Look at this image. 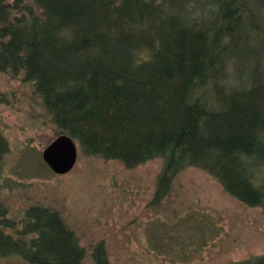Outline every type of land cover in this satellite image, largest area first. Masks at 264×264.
<instances>
[{
    "label": "trees",
    "instance_id": "16d2710c",
    "mask_svg": "<svg viewBox=\"0 0 264 264\" xmlns=\"http://www.w3.org/2000/svg\"><path fill=\"white\" fill-rule=\"evenodd\" d=\"M0 71L22 76L32 116L81 154L127 168L161 159L152 205L193 166L264 212V0H0ZM7 153L0 131V164ZM85 254L55 209L18 221L0 204V256ZM91 256L110 264L103 241Z\"/></svg>",
    "mask_w": 264,
    "mask_h": 264
},
{
    "label": "rangeland",
    "instance_id": "374dc122",
    "mask_svg": "<svg viewBox=\"0 0 264 264\" xmlns=\"http://www.w3.org/2000/svg\"><path fill=\"white\" fill-rule=\"evenodd\" d=\"M29 91L21 75L0 71V131L8 142L0 204L8 217L19 221L34 205L55 209L86 249L82 264H94L91 248L98 241L110 264H232L264 255L262 208L232 197L198 167L181 171L159 206L151 204L159 158L127 168L79 150L69 173L50 172L39 154L55 138L54 129L32 116L31 109L39 111L30 107ZM0 264L30 263L11 255L0 256Z\"/></svg>",
    "mask_w": 264,
    "mask_h": 264
},
{
    "label": "water",
    "instance_id": "95a60500",
    "mask_svg": "<svg viewBox=\"0 0 264 264\" xmlns=\"http://www.w3.org/2000/svg\"><path fill=\"white\" fill-rule=\"evenodd\" d=\"M79 148L68 134L56 136L42 150L41 156L49 168L58 175L69 173L77 163Z\"/></svg>",
    "mask_w": 264,
    "mask_h": 264
}]
</instances>
